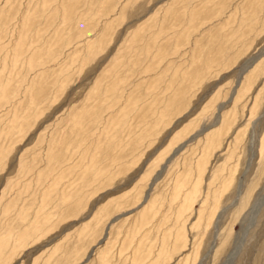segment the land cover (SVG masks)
<instances>
[{"label": "rangeland", "instance_id": "1", "mask_svg": "<svg viewBox=\"0 0 264 264\" xmlns=\"http://www.w3.org/2000/svg\"><path fill=\"white\" fill-rule=\"evenodd\" d=\"M139 263L264 264V0H0V264Z\"/></svg>", "mask_w": 264, "mask_h": 264}, {"label": "bare ground", "instance_id": "2", "mask_svg": "<svg viewBox=\"0 0 264 264\" xmlns=\"http://www.w3.org/2000/svg\"><path fill=\"white\" fill-rule=\"evenodd\" d=\"M239 91H238V89H235L234 90V92H233V95H232V100H234L237 96H239ZM224 105V102L221 104V105H219V114H218V116H217V119H218V121H220V119H221V116H222V111L221 110H223V106ZM218 121H217V123H218ZM217 125V124H216ZM198 178V177H197ZM177 184V183H176ZM182 183H180V184H177L176 186H175V190H174V197L177 199V198H181L182 196H183V201H185V205L187 204V203H189V206L190 207H193V201L194 200H196L197 199V191L198 190H200V189H198V188H195V190H187L186 189V191L183 189V187H184V185L182 186L181 185ZM191 185V184H190ZM174 187V186H173ZM185 188V187H184ZM197 194V195H196ZM208 196V195H207ZM147 200H148V195H147ZM217 198V197H216ZM208 199V198H207ZM147 200H146V202H147ZM212 200V199H211ZM215 197H214V202H215ZM177 201H179V200H177ZM145 202V203H146ZM213 202V201H212ZM257 202H259V201H257ZM144 203V204H145ZM216 204H217V202H215ZM261 203V202H260ZM144 204L141 206V208L144 206ZM215 204V205H216ZM152 205V204H151ZM179 206V205H178ZM184 206V205H183ZM186 206H188V205H186ZM188 206V207H189ZM258 206V205H257ZM259 206H260V204H259ZM215 207V206H214ZM145 213H146V209L143 211V215H145ZM215 213H216V210H215V208H212V209H210V212L208 213V216H209V219H210V221H212V219L215 217ZM178 214V213H177ZM178 218H180V217H178ZM179 221V220H178ZM182 229V228H181ZM180 229V230H181ZM234 254H236V252L234 253H232L231 254V257H230V260H232V259H234ZM103 255V254H102ZM227 262V261H226ZM231 263V262H230ZM140 264V263H139Z\"/></svg>", "mask_w": 264, "mask_h": 264}]
</instances>
